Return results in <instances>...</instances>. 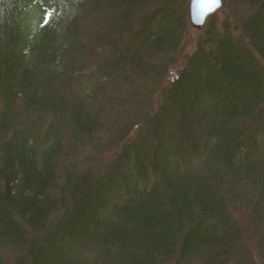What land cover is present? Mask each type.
<instances>
[{
	"label": "trees",
	"instance_id": "16d2710c",
	"mask_svg": "<svg viewBox=\"0 0 264 264\" xmlns=\"http://www.w3.org/2000/svg\"><path fill=\"white\" fill-rule=\"evenodd\" d=\"M0 264H264V0H0Z\"/></svg>",
	"mask_w": 264,
	"mask_h": 264
},
{
	"label": "water",
	"instance_id": "95a60500",
	"mask_svg": "<svg viewBox=\"0 0 264 264\" xmlns=\"http://www.w3.org/2000/svg\"><path fill=\"white\" fill-rule=\"evenodd\" d=\"M226 0L217 5L215 0H192V17L195 26L204 29L213 15L217 14L225 6Z\"/></svg>",
	"mask_w": 264,
	"mask_h": 264
},
{
	"label": "rangeland",
	"instance_id": "374dc122",
	"mask_svg": "<svg viewBox=\"0 0 264 264\" xmlns=\"http://www.w3.org/2000/svg\"><path fill=\"white\" fill-rule=\"evenodd\" d=\"M251 7H252L251 4H246L245 7L243 6V8H244L245 10H247V11H250V8H251ZM39 27H40V23H39V19H37V20H35V22H34V28H35V30H38Z\"/></svg>",
	"mask_w": 264,
	"mask_h": 264
},
{
	"label": "snow or ice",
	"instance_id": "6c2138e0",
	"mask_svg": "<svg viewBox=\"0 0 264 264\" xmlns=\"http://www.w3.org/2000/svg\"><path fill=\"white\" fill-rule=\"evenodd\" d=\"M215 3H216L217 5H220V4L223 3V0H215Z\"/></svg>",
	"mask_w": 264,
	"mask_h": 264
}]
</instances>
